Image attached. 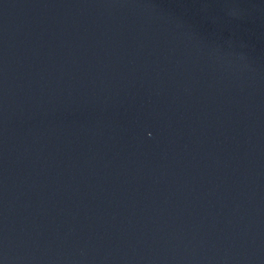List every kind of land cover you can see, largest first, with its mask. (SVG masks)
<instances>
[{
	"label": "water",
	"instance_id": "obj_1",
	"mask_svg": "<svg viewBox=\"0 0 264 264\" xmlns=\"http://www.w3.org/2000/svg\"><path fill=\"white\" fill-rule=\"evenodd\" d=\"M0 264H264V0H0Z\"/></svg>",
	"mask_w": 264,
	"mask_h": 264
}]
</instances>
